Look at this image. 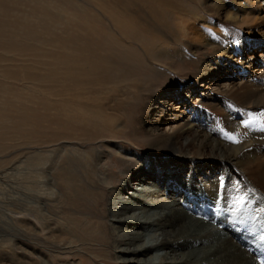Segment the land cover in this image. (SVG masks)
I'll use <instances>...</instances> for the list:
<instances>
[{
  "label": "rangeland",
  "instance_id": "374dc122",
  "mask_svg": "<svg viewBox=\"0 0 264 264\" xmlns=\"http://www.w3.org/2000/svg\"><path fill=\"white\" fill-rule=\"evenodd\" d=\"M137 1L141 10L133 0H0V21L23 18L16 31L0 28L2 102L7 105L5 93L15 103L14 96L39 97L28 107L19 100L24 110L0 142V264H121L124 237L110 214L115 193L127 181L139 184L144 161L164 157L157 146L171 126L164 118L180 115L186 92L199 85L210 90L200 108L203 125H213L235 148L242 145L239 137L257 132L262 154L252 152V160L238 155L239 162L229 163L233 150L222 159L211 149L216 140L203 138L198 147L188 131L176 138L179 151L196 170L241 176L240 170H264V10L245 28L212 11L216 0H181L188 12L172 13L167 33L165 17L153 22L167 0ZM123 18L140 42L122 39ZM18 44L19 56L12 51ZM241 59L263 70L255 82L213 71ZM92 102L104 104L107 117L117 120L115 133L92 140L75 135L77 141L56 123L39 124V118L61 119ZM53 105L56 110L46 109ZM233 121L241 126L236 134L227 125ZM118 148L132 155L118 154ZM255 184L263 196L264 185Z\"/></svg>",
  "mask_w": 264,
  "mask_h": 264
},
{
  "label": "bare ground",
  "instance_id": "6f19581e",
  "mask_svg": "<svg viewBox=\"0 0 264 264\" xmlns=\"http://www.w3.org/2000/svg\"><path fill=\"white\" fill-rule=\"evenodd\" d=\"M216 3L217 7L212 11L221 12L227 21L245 28L256 21L257 11L264 10V0H216ZM133 5L141 10L137 0H133ZM178 10L186 11L181 0H167L162 9L159 8L160 12L153 22L161 23L165 17V31L170 33L173 26L172 13ZM22 19L20 16L10 15L0 21V28L6 27L7 30L16 31L23 25ZM127 24L126 19L120 20L122 39L130 43L140 42L141 38L125 29ZM136 26L137 24L132 28ZM148 29L151 30V25ZM261 43L264 46V40ZM17 46L12 51L19 56L22 54L19 48L21 45ZM129 50L130 48L127 52ZM8 61L12 62L9 59ZM236 61V64L222 65L213 71L220 76H227L230 71L232 75L240 76L241 82H255L257 75L263 71L254 69L257 64L255 61ZM210 76H205L206 81ZM195 89L186 92V105L182 106L180 115L170 114L164 118L171 124L167 129L168 134L164 135L157 145L164 157L158 160L150 159L149 162L143 160L136 178L139 184L127 181L115 193L110 214L113 226L124 237L122 245L118 247L121 264H264V195L258 194L255 184L258 181L264 185V170H240L245 178L234 170H196L197 167L189 155H183L176 146V138L188 131L192 142L198 147L204 146L203 138L209 142L216 140L211 149L222 159L228 156L224 155L228 148L233 150L234 153L229 154L225 161L234 164L238 161V155L252 160V152L262 154V149L258 146L262 137L252 131L253 133L247 135V139L239 137L242 145L237 148L231 146L228 142L230 139L219 136L215 128H212L213 125H203L201 122L203 118L200 108L210 90L204 89L202 85ZM2 92L0 142L4 141L3 134L8 130L7 126L12 123L17 112L24 110L19 104L21 98H11L17 101L15 103L8 99V93H5V105L2 102ZM59 96L63 98L67 95ZM257 97H262V93ZM65 100H70V97ZM20 101L25 107L34 106L37 102L39 104V97L29 95V99ZM56 108L55 105L46 107L47 110ZM105 110L107 107H104V104L92 102V107L84 106L70 110L61 119L54 118L50 121L39 118V124L53 122L63 130L66 137L75 139L79 138L75 136L78 135L82 139L92 140L98 135L115 133L114 123L117 120L108 118ZM28 113L30 117H34L31 112ZM99 118L107 121L98 124ZM238 124L237 121L227 124L232 134L238 133L241 128ZM99 126L101 129H97ZM235 137L232 136L231 139ZM82 139L79 141H84ZM122 149L118 148L115 152H123L126 157L132 155L130 151ZM258 153L257 155L263 158V155Z\"/></svg>",
  "mask_w": 264,
  "mask_h": 264
}]
</instances>
